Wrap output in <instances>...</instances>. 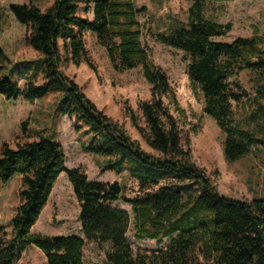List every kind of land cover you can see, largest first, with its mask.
Masks as SVG:
<instances>
[{
  "label": "trees",
  "instance_id": "trees-1",
  "mask_svg": "<svg viewBox=\"0 0 264 264\" xmlns=\"http://www.w3.org/2000/svg\"><path fill=\"white\" fill-rule=\"evenodd\" d=\"M208 1L194 0L187 24L156 31L155 36L185 52L188 76L204 96L203 111L225 134V158L235 161L264 144V37L218 40L232 30V24L206 17ZM82 3L91 18L79 15ZM9 11L28 27L27 42L38 55L13 62L0 46V95L34 102L59 93L55 110L73 118L78 130L84 129L89 136L84 145L87 151L106 157L102 170L128 171L139 181L140 191L126 196L119 182L90 179L82 167H68L64 148L53 135L16 146L3 143L0 181L7 183L20 175L22 187L11 230L0 224V264L17 263L31 245L45 254L47 264H85L87 241L109 243L110 264H264V197L248 201L221 194L205 168L193 161L189 145L183 144L179 121L163 97L182 114L184 110L167 72L153 60L143 41L139 18L147 11L145 5L135 0H53L44 9L14 2ZM4 14L0 9L2 22ZM87 31L106 49L115 69L140 66L151 85L152 99L140 104L147 127L131 117L153 152L144 149L65 73L64 64H91ZM18 66L28 77L23 87L13 77ZM242 70L255 75L254 110L249 116L253 130L245 128L234 113L233 103L249 95L238 79ZM27 124L22 121L23 131ZM62 173L79 201L84 236L32 231ZM120 199L131 205L137 238L168 242L152 252L134 250L127 237L130 216L112 205Z\"/></svg>",
  "mask_w": 264,
  "mask_h": 264
},
{
  "label": "rangeland",
  "instance_id": "rangeland-1",
  "mask_svg": "<svg viewBox=\"0 0 264 264\" xmlns=\"http://www.w3.org/2000/svg\"><path fill=\"white\" fill-rule=\"evenodd\" d=\"M135 1L137 5L147 7V11L139 18L143 26V41L153 60L167 72L178 104L184 110L182 114L170 103L169 98L163 97L179 121L183 144L185 147L189 145L193 161L205 168L221 194L248 201L255 196L264 197V144L254 147L250 154L238 160L228 161L223 151L225 134L215 119L203 111L204 96L191 82L187 73L188 57L184 51L156 39V31L187 24L189 8L194 0ZM14 2L34 3L44 9L53 0H0V9L6 17L5 22L0 20V46L13 62L34 59L38 52L27 42L28 27L18 22L9 11V5ZM78 13L82 17L91 18V13L85 10L83 3ZM204 14L222 23L232 24V30L218 40L230 42L238 36L254 34L264 37V0H209ZM85 42L91 64H64L65 73L79 83L99 108L122 123L144 149L153 152L131 117L134 115L142 128L147 127L140 104L151 100L152 95L151 85L143 76L141 67L117 70L94 34L85 32ZM20 67H17L13 77L23 87L28 77L21 72ZM37 79L42 80L40 73ZM238 79L249 95L239 104L233 103L235 118L245 128L253 130L255 125L249 116L254 110L252 95L256 87L255 75L249 70H242ZM58 97L59 93H50L34 102H28L22 97L8 100L0 95V150L5 142L16 146L41 135H53L64 148L68 167H82L90 179L117 181L122 185L126 196L137 194L140 183L128 171L116 173L113 170H102L101 166L106 157L85 149L84 145L89 136L84 129L76 128L77 123L73 118L55 110ZM23 120L28 121L25 131L22 130ZM21 187L20 175L14 176L7 183L0 181V224L7 231L11 230L10 222L20 201ZM112 205L127 211L130 216L127 237L134 250L152 252L168 242L165 239L159 244L154 239L137 238L134 235L135 222L131 205L122 199L114 201ZM79 212L80 204L71 182L62 173L32 231L51 235L74 233L84 236ZM110 249L109 243L87 241L84 250L85 264H110L107 260ZM15 264H47V259L39 248L31 245Z\"/></svg>",
  "mask_w": 264,
  "mask_h": 264
}]
</instances>
